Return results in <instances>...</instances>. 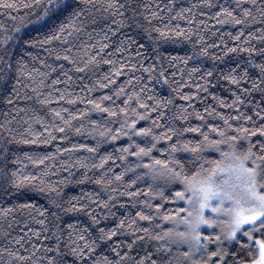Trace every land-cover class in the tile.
<instances>
[{
  "label": "trees",
  "instance_id": "1",
  "mask_svg": "<svg viewBox=\"0 0 264 264\" xmlns=\"http://www.w3.org/2000/svg\"><path fill=\"white\" fill-rule=\"evenodd\" d=\"M58 2L45 16L48 0H0L15 4L0 6V264L251 260L247 237L226 230L184 255L175 234L192 207L173 199L184 185L169 169H208L230 144L264 155L262 0ZM133 119L150 132L134 133ZM210 125L238 139L217 150Z\"/></svg>",
  "mask_w": 264,
  "mask_h": 264
},
{
  "label": "snow or ice",
  "instance_id": "2",
  "mask_svg": "<svg viewBox=\"0 0 264 264\" xmlns=\"http://www.w3.org/2000/svg\"><path fill=\"white\" fill-rule=\"evenodd\" d=\"M209 6H211V0H207ZM255 4V0H252ZM264 3V0H262ZM3 7H15L14 3H8L0 5ZM58 0H48V7L44 9V15L47 16L50 10L59 8ZM237 4V7H240ZM221 12L226 14V17L233 16V11L230 8L221 7ZM246 15H251V9H244ZM264 15V11L261 13ZM219 15V13H218ZM235 23H244L242 19L235 18ZM64 32V26L61 25L58 31L54 32L53 35L48 36L45 42L59 39L60 34ZM243 32L241 31V35ZM239 37H237L238 39ZM65 59H70L66 56ZM262 72H264V64L259 65ZM211 75V73H209ZM232 79L234 83H238L234 77H228ZM106 86V85H105ZM131 97H129V100ZM47 103L48 101H44ZM100 108L99 104L95 101H88ZM103 111H109L107 107L102 109ZM127 113L128 109H124ZM207 111V109H205ZM56 116H60V113L53 109ZM116 115L115 112L111 113ZM143 118V117H141ZM251 119V117H246ZM61 119H63L61 117ZM203 119V117H201ZM68 122L65 121V124ZM227 124V120H225ZM136 120L133 119L129 127L132 128L133 132H139L140 134H146L150 132V129L146 128H135ZM124 127L123 125L121 126ZM215 132L219 133L220 139L209 140L207 134L202 133L204 140L208 141L210 146H216L219 150V145L228 144L229 141H236L237 136L226 137L224 130L210 125ZM231 127V125H228ZM199 127L193 129V131H199ZM63 131V128L60 129ZM173 134L174 130L169 129ZM238 132H244L248 135L255 134L254 132L249 133L248 129L243 128L237 129ZM255 131H260L264 133V127L256 129ZM127 135V132L123 133ZM115 138V137H113ZM171 139V137H165ZM34 142V141H33ZM155 145H153L154 147ZM205 145L201 142L196 145V147L191 148L193 152H198L203 149ZM139 147V146H138ZM175 148V145H173ZM229 151L222 152V159L212 161L211 167L208 169H203L201 166V171L192 173L191 175L182 174V169L177 170L175 168L169 169L170 174L174 180H179L183 183L184 188L177 191L173 199L186 200L190 206L195 209V214L189 212L187 216L181 219L187 224V231L183 233H176L178 237H183L184 241L189 244V252L184 253L185 256H190L191 252L200 251L201 246H204L205 250L207 245L204 237V233L200 231L201 225L207 224L211 227L217 222L221 216L227 217L224 220L226 225V238L237 240L240 239L241 243L243 240L237 236L241 233L243 237H247L246 246L250 248H255L253 253V258L248 261H242V264H264V155H257L249 147L248 151L237 155L234 145H229ZM264 149V145H262ZM150 149L146 150L144 148H139V153L149 152ZM137 153V154H139ZM42 162V161H37ZM251 162V167L249 166ZM156 163H165V161H156ZM177 163H179L177 161ZM25 179H28L27 177ZM185 193H190L185 195ZM131 194V193H130ZM159 207V205H157ZM205 209H210L212 213L216 214L214 217H206ZM144 219H150V217L144 216L142 213H137ZM191 217V218H189ZM168 217H165L167 219ZM123 223V222H121ZM260 230L258 235L254 234ZM146 231V230H145ZM172 229H169L166 235H171ZM164 237L158 236L157 239H163ZM208 239H211L209 237ZM219 235L216 236V240L219 241ZM210 256H217V252L208 253ZM198 264V262H196ZM207 264V262H205Z\"/></svg>",
  "mask_w": 264,
  "mask_h": 264
},
{
  "label": "rangeland",
  "instance_id": "3",
  "mask_svg": "<svg viewBox=\"0 0 264 264\" xmlns=\"http://www.w3.org/2000/svg\"><path fill=\"white\" fill-rule=\"evenodd\" d=\"M249 166H252L251 165V162H249ZM191 207L192 208H191V210L189 209V211L192 212L193 215H194L195 214V209H194L193 206H191ZM215 215L216 214L212 213L210 209H205V216L206 217H214ZM189 218H191V217H189ZM226 219H227V217L221 216L217 220V222L215 224H213L211 227H209V225H207V224L201 225L200 231L201 232H207L208 235L211 236L212 239H213L214 237L212 236V234H216L219 231H222L223 232L224 230H226V225L224 224V220H226ZM207 245H209L208 242H207Z\"/></svg>",
  "mask_w": 264,
  "mask_h": 264
}]
</instances>
